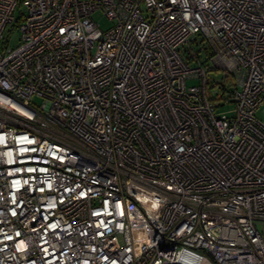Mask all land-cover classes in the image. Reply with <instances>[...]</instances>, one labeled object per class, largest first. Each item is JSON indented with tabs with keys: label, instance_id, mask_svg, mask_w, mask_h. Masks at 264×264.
I'll use <instances>...</instances> for the list:
<instances>
[{
	"label": "built area",
	"instance_id": "2783aa9c",
	"mask_svg": "<svg viewBox=\"0 0 264 264\" xmlns=\"http://www.w3.org/2000/svg\"><path fill=\"white\" fill-rule=\"evenodd\" d=\"M259 109L264 0H0V264H264Z\"/></svg>",
	"mask_w": 264,
	"mask_h": 264
},
{
	"label": "rangeland",
	"instance_id": "374dc122",
	"mask_svg": "<svg viewBox=\"0 0 264 264\" xmlns=\"http://www.w3.org/2000/svg\"><path fill=\"white\" fill-rule=\"evenodd\" d=\"M21 12H25L24 6H18L16 8V11L14 13L15 15V19L19 18L21 16ZM91 18L93 19V21L97 22L99 27L101 29H106L111 25V21H109L100 11H96L95 13H93L91 15ZM14 25H8L6 28V36L8 37L7 41L9 44L10 48H15L18 43H19V33L16 29V27H14ZM207 68L209 69L208 73H207V86L211 87L212 85H220L222 83H226V79L224 77V70L221 68H224V66H226L225 63L222 62H217V69L214 68V66L207 62L206 63ZM188 85H193V84H197V82H193V81H188L187 82ZM209 90V88H208ZM33 103H35L36 105H39L42 102V99L39 97H33L32 98ZM256 117L258 119H262L264 118V114L261 113V109H259L256 113ZM258 229H260V231L262 232V234H264V225H258Z\"/></svg>",
	"mask_w": 264,
	"mask_h": 264
}]
</instances>
